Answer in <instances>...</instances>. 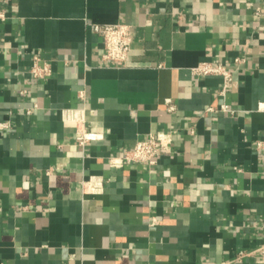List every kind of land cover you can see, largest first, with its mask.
<instances>
[{
  "label": "crops",
  "instance_id": "0c3cea01",
  "mask_svg": "<svg viewBox=\"0 0 264 264\" xmlns=\"http://www.w3.org/2000/svg\"><path fill=\"white\" fill-rule=\"evenodd\" d=\"M0 14V262L264 264V0H0ZM114 22L135 32L125 62L90 29ZM35 56L49 75L33 77ZM203 61L232 71L223 94L220 74L193 72ZM67 109L98 137L80 144ZM159 130L172 144L155 164L111 165Z\"/></svg>",
  "mask_w": 264,
  "mask_h": 264
},
{
  "label": "built area",
  "instance_id": "2783aa9c",
  "mask_svg": "<svg viewBox=\"0 0 264 264\" xmlns=\"http://www.w3.org/2000/svg\"><path fill=\"white\" fill-rule=\"evenodd\" d=\"M259 14V12H257ZM1 15V14H0ZM92 32L96 33L101 40L103 47L102 57L105 60L112 62H125L131 49V43L134 37L133 26L126 22L114 23H92L90 25ZM237 58L236 61H239ZM193 72L197 74L216 73L223 77V85L221 94L224 93L227 83L232 79V71L227 69L222 64L213 65L203 61L198 63L193 68ZM30 72L35 78H42L51 72V67L48 62L39 64L38 56L33 57ZM82 95V92H80ZM170 108H172L170 106ZM220 109L223 111H232L227 104H221ZM65 119L73 121L77 128V140L80 144L96 139L98 133L86 130L83 128L81 112L76 109H67ZM8 126L5 122L0 123V127ZM172 144V133L159 130L149 134L145 138L136 140L134 145L129 149L122 150L120 157L110 158V163L113 166H120L123 162H146L150 165L155 164L157 158L165 150H170ZM264 253V242L258 248ZM244 254L241 251L239 255ZM0 264H5L0 262Z\"/></svg>",
  "mask_w": 264,
  "mask_h": 264
}]
</instances>
